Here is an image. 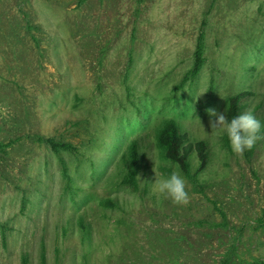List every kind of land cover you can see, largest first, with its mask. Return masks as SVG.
<instances>
[{"label":"rangeland","instance_id":"1","mask_svg":"<svg viewBox=\"0 0 264 264\" xmlns=\"http://www.w3.org/2000/svg\"><path fill=\"white\" fill-rule=\"evenodd\" d=\"M242 91L262 130L236 156L208 110ZM166 119L187 174L156 144ZM173 170L188 202L157 203ZM263 216L264 0H0V264H264Z\"/></svg>","mask_w":264,"mask_h":264},{"label":"trees","instance_id":"2","mask_svg":"<svg viewBox=\"0 0 264 264\" xmlns=\"http://www.w3.org/2000/svg\"><path fill=\"white\" fill-rule=\"evenodd\" d=\"M203 63L202 57V45L198 43L194 51L193 66L188 72L189 77L196 74ZM248 94L247 91H242L236 95H229L227 98V108L225 117L227 119L241 113L240 98ZM156 144L159 147L161 155L178 165V167L184 172L188 173V159L186 156V149L181 146L184 136L179 131L178 124L173 119H166L156 133ZM54 152H58L59 147L64 149L69 148V144L54 142L51 138L47 139ZM139 145L136 141H132L127 146V149L122 152L119 158V165H121L120 183L130 186L136 190L138 188L137 171H138V158H139ZM196 150L201 161L199 168H202L206 163V153L204 152V143L198 141L196 143ZM251 150V149H250ZM249 150V151H250ZM104 205H113V201L110 198H105L101 201ZM116 202H114L115 204ZM83 225V224H82ZM259 225L264 226V216L259 219ZM218 264H231V256L229 251L219 260Z\"/></svg>","mask_w":264,"mask_h":264},{"label":"clouds","instance_id":"3","mask_svg":"<svg viewBox=\"0 0 264 264\" xmlns=\"http://www.w3.org/2000/svg\"><path fill=\"white\" fill-rule=\"evenodd\" d=\"M208 111L210 116L215 117V120L210 123L211 129H214L218 136L227 138L229 148L236 156H242L260 139L262 124L251 111L241 112L230 119H227L223 112L216 113L212 109ZM222 154L226 153L222 152ZM152 191L156 195L157 203L161 197L170 199L175 204L188 202L185 179L176 170L155 178ZM134 203L139 206L138 200Z\"/></svg>","mask_w":264,"mask_h":264}]
</instances>
